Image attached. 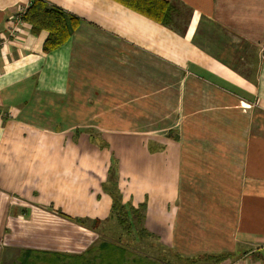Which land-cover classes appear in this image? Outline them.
<instances>
[{"label":"crops","instance_id":"obj_1","mask_svg":"<svg viewBox=\"0 0 264 264\" xmlns=\"http://www.w3.org/2000/svg\"><path fill=\"white\" fill-rule=\"evenodd\" d=\"M45 1L81 19L48 54L0 0V264H159L78 223L114 184L177 262L264 264V0Z\"/></svg>","mask_w":264,"mask_h":264},{"label":"trees","instance_id":"obj_2","mask_svg":"<svg viewBox=\"0 0 264 264\" xmlns=\"http://www.w3.org/2000/svg\"><path fill=\"white\" fill-rule=\"evenodd\" d=\"M115 1L161 25L168 27L172 22V8L166 0ZM20 19L30 26L34 35L47 33V38L43 44V52L46 54L64 46L72 38L81 23V19L76 15L70 14L45 0H31L30 6L20 16ZM108 191L114 199L111 221H115L126 234L132 235L134 233L135 239L139 242L144 238H150V234L144 227L146 206L141 205L134 208L131 205L123 204L121 194L115 184L109 187ZM77 221L79 224H87L93 231H98V227L101 225L98 221ZM114 243L128 247V245H122L120 241ZM223 259V257L219 258L220 261ZM155 260L158 261V259Z\"/></svg>","mask_w":264,"mask_h":264},{"label":"rangeland","instance_id":"obj_3","mask_svg":"<svg viewBox=\"0 0 264 264\" xmlns=\"http://www.w3.org/2000/svg\"><path fill=\"white\" fill-rule=\"evenodd\" d=\"M98 231L100 232L102 239H107L112 242L120 241L122 244L132 247L147 248V250L143 252L148 253L153 259L157 257L159 264L179 263L174 260L172 255L164 248L160 247L157 241L150 238H144L139 242V240L137 241V239H135L134 233L132 235L126 234V232L113 220L108 224L100 225Z\"/></svg>","mask_w":264,"mask_h":264},{"label":"built area","instance_id":"obj_4","mask_svg":"<svg viewBox=\"0 0 264 264\" xmlns=\"http://www.w3.org/2000/svg\"><path fill=\"white\" fill-rule=\"evenodd\" d=\"M22 20L19 18H15L14 21L9 23L8 26V32H9V36H14L15 34H17L18 32H20L19 30H21V24H22ZM3 35V34H2ZM0 37V46L3 45V43L6 41V37L3 35Z\"/></svg>","mask_w":264,"mask_h":264}]
</instances>
